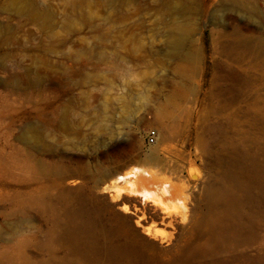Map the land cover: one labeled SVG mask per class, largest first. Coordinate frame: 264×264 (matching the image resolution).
I'll return each instance as SVG.
<instances>
[{
	"label": "rangeland",
	"instance_id": "1",
	"mask_svg": "<svg viewBox=\"0 0 264 264\" xmlns=\"http://www.w3.org/2000/svg\"><path fill=\"white\" fill-rule=\"evenodd\" d=\"M243 2L0 0V264H117L97 199L117 155L101 153L140 137L145 155L157 128L187 144L162 165L187 178L209 155L235 205L227 241L204 226V254L161 264H264V0ZM142 174L129 188L166 206Z\"/></svg>",
	"mask_w": 264,
	"mask_h": 264
},
{
	"label": "bare ground",
	"instance_id": "2",
	"mask_svg": "<svg viewBox=\"0 0 264 264\" xmlns=\"http://www.w3.org/2000/svg\"><path fill=\"white\" fill-rule=\"evenodd\" d=\"M231 2L245 7L243 0ZM155 132L156 144L150 146L145 155L139 153L140 137L137 138L139 141L131 143L121 139L101 153L102 156L117 155V164L107 172L103 180L100 179L104 186H98L103 194L101 192L97 197L99 209L107 221L103 228L109 243L107 251L117 264H161L165 260H194L204 254L205 250L194 245L191 237L204 226L209 229L213 241L220 243L228 240L229 233L226 232L225 225L229 227L233 217V211L229 209L232 192L221 190L213 183L207 184L208 175L213 168L211 157L204 154V161L199 165H196L195 159V163L188 169L187 178H184L182 172L179 173L177 167L171 165L172 160L167 166L162 165L158 154L163 151L171 157L185 155L187 144L175 141L177 144L172 145L175 136L170 132H167L168 136L164 135L162 128H157ZM141 155L147 158L144 163L140 159ZM133 164L143 165L136 167ZM142 173H145L144 176L148 175L147 185L154 193L165 197L166 206L157 200L149 202L136 191V187L129 188L128 185L133 182L143 185ZM167 175L169 178L162 177L163 181H156ZM84 178L80 172L74 173L68 178V183L73 186H66L65 190H82ZM205 190L209 197L207 210L210 215L202 217L201 197ZM220 202L224 203L225 213L217 217L215 208ZM231 204L234 210L235 205ZM226 214L227 221H223ZM210 250L213 251L212 248L207 251Z\"/></svg>",
	"mask_w": 264,
	"mask_h": 264
},
{
	"label": "built area",
	"instance_id": "3",
	"mask_svg": "<svg viewBox=\"0 0 264 264\" xmlns=\"http://www.w3.org/2000/svg\"><path fill=\"white\" fill-rule=\"evenodd\" d=\"M156 138V132L154 130H151L149 135H148V139L151 143L155 142Z\"/></svg>",
	"mask_w": 264,
	"mask_h": 264
}]
</instances>
